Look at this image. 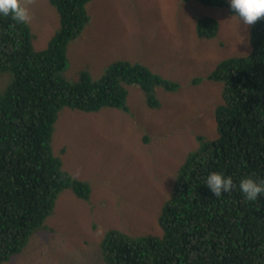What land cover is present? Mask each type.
<instances>
[{
    "label": "trees",
    "instance_id": "1",
    "mask_svg": "<svg viewBox=\"0 0 264 264\" xmlns=\"http://www.w3.org/2000/svg\"><path fill=\"white\" fill-rule=\"evenodd\" d=\"M49 1L60 28L41 50L34 49L29 24L0 16V264L22 252L64 189L90 198V184L65 170L53 151L55 123L64 107L128 110V83L139 84L150 106L158 107L156 87H178L125 60L113 62L97 80L87 71L78 82L65 78L68 44L89 22L91 0ZM195 1L228 8L226 0ZM219 28L213 17L197 24L202 38L215 36ZM250 42L251 54L219 61L211 75L223 82V103L216 109L221 137L182 164L174 196L160 216L164 237L109 231L102 242L107 264H264V196L249 202L237 186L214 197L204 184L212 171L237 184L246 176L264 180V20L252 25Z\"/></svg>",
    "mask_w": 264,
    "mask_h": 264
},
{
    "label": "rangeland",
    "instance_id": "2",
    "mask_svg": "<svg viewBox=\"0 0 264 264\" xmlns=\"http://www.w3.org/2000/svg\"><path fill=\"white\" fill-rule=\"evenodd\" d=\"M25 3L34 49H44L60 28L59 13L49 0ZM87 9L89 22L68 44L65 78L78 82L87 71L97 80L113 62L125 60L178 87L157 86L158 107L150 106L137 83L126 84L128 110L64 107L55 123L53 151L65 170L90 184V198L64 189L22 252L1 264H107L102 242L113 230L162 239L160 216L174 196L182 164L221 137L216 109L223 103V82L211 75L219 61L252 52V26L241 25L224 6L91 0ZM204 17L218 20L215 36L198 35Z\"/></svg>",
    "mask_w": 264,
    "mask_h": 264
},
{
    "label": "clouds",
    "instance_id": "3",
    "mask_svg": "<svg viewBox=\"0 0 264 264\" xmlns=\"http://www.w3.org/2000/svg\"><path fill=\"white\" fill-rule=\"evenodd\" d=\"M230 12L247 27L264 20V0H227ZM0 16L8 18L17 24H28L32 17L25 0H0ZM214 197H221L237 188L242 197L255 202L264 196V180L246 176L234 182L231 176L222 172H210L204 181Z\"/></svg>",
    "mask_w": 264,
    "mask_h": 264
}]
</instances>
